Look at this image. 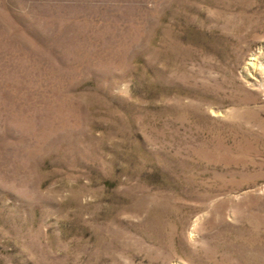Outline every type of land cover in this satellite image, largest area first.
I'll list each match as a JSON object with an SVG mask.
<instances>
[{"label":"rangeland","instance_id":"374dc122","mask_svg":"<svg viewBox=\"0 0 264 264\" xmlns=\"http://www.w3.org/2000/svg\"><path fill=\"white\" fill-rule=\"evenodd\" d=\"M0 264H264V0H0Z\"/></svg>","mask_w":264,"mask_h":264}]
</instances>
